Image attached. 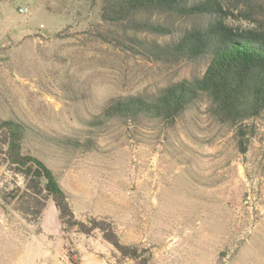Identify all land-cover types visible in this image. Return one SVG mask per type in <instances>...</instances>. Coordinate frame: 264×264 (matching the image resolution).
I'll return each instance as SVG.
<instances>
[{
    "label": "rangeland",
    "instance_id": "374dc122",
    "mask_svg": "<svg viewBox=\"0 0 264 264\" xmlns=\"http://www.w3.org/2000/svg\"><path fill=\"white\" fill-rule=\"evenodd\" d=\"M101 9L0 0V117L28 127L23 151L52 171L74 217L112 228L138 258L99 229L62 225L52 200L30 195L0 155V264H264V120L239 137L201 101L171 126L98 123L111 99L151 96L203 70L151 59L136 43L169 37L104 21Z\"/></svg>",
    "mask_w": 264,
    "mask_h": 264
},
{
    "label": "trees",
    "instance_id": "16d2710c",
    "mask_svg": "<svg viewBox=\"0 0 264 264\" xmlns=\"http://www.w3.org/2000/svg\"><path fill=\"white\" fill-rule=\"evenodd\" d=\"M101 10L104 21L168 36L163 43H136L151 59L197 63L203 70L151 96L111 99L98 123L148 118L171 126L201 101L213 119L235 128L239 137L248 120H264V8L254 0H102ZM154 15L164 16V22L154 21ZM28 131L24 123L0 117V155L8 169L24 179L25 190L33 197L50 198L62 225L84 234L99 229L122 256L137 259V249L120 243L112 228L107 230L94 218L87 227L74 217L52 171L23 151Z\"/></svg>",
    "mask_w": 264,
    "mask_h": 264
},
{
    "label": "built area",
    "instance_id": "2783aa9c",
    "mask_svg": "<svg viewBox=\"0 0 264 264\" xmlns=\"http://www.w3.org/2000/svg\"><path fill=\"white\" fill-rule=\"evenodd\" d=\"M18 11H19L20 13H25V12L27 11V8H26V7H19V8H18Z\"/></svg>",
    "mask_w": 264,
    "mask_h": 264
}]
</instances>
